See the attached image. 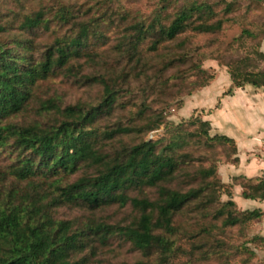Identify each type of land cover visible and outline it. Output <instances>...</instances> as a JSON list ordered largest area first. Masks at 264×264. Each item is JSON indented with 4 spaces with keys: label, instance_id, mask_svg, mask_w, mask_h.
Instances as JSON below:
<instances>
[{
    "label": "trees",
    "instance_id": "obj_1",
    "mask_svg": "<svg viewBox=\"0 0 264 264\" xmlns=\"http://www.w3.org/2000/svg\"><path fill=\"white\" fill-rule=\"evenodd\" d=\"M226 10L229 12L231 6ZM207 14H212L211 7L198 3L183 7L167 22H147L122 14L124 33L101 54L93 51L91 43L97 42L99 34L103 37L98 31L103 22L100 18L83 19L69 9H62L51 19L36 12L24 16L13 33L0 22V264H80L72 262L74 255L93 254L98 245H105L116 235L141 253L143 260L136 264H156L151 262L154 254L162 263L168 262L174 252L171 237L179 232L175 217L191 206L205 209L215 201L209 196L210 189L214 184L223 185L210 182L216 178V168L188 174L191 180L199 181L198 185L186 180L183 185L187 175L181 173L182 166L185 159H192L190 154H176L186 142L188 134L184 131L171 141L143 140L115 146L117 136L149 133L161 126V118L147 115L146 100L138 111L140 120L145 121L143 129L133 126V121L131 125L106 127L100 134L94 126L114 110L118 95L128 93L133 82H141L151 92L160 85L167 88L172 81L184 88L195 71L203 72L201 64L190 67L191 75L189 68H183L189 59L184 53L189 45L184 32L191 29L198 34L218 35L230 22L223 18L211 21ZM55 21L60 28L68 27L66 31L49 44L38 43L35 35L49 30ZM245 36L252 38L253 34L246 29ZM263 40L264 35L257 47L261 48ZM108 58L113 63L109 69L104 67L103 73H84L85 66L97 61L108 63ZM217 60L228 68L235 88H264V71L258 69L264 61L261 50L236 56H227L226 51ZM169 71L174 73L167 75ZM58 75L82 86H102V102L87 107L82 103L62 106L54 97L37 100L34 92L38 82ZM211 79L189 84L205 87ZM32 110L44 119L25 120ZM21 117L25 119L17 121ZM199 123L195 134L205 137L207 144H234L224 135L211 137L210 124ZM234 155L232 163L237 165V151ZM71 176L76 179L64 181ZM252 180L246 179L249 183ZM9 181L12 187L7 186ZM249 183L241 184L242 196L264 200V179L256 185ZM147 189L156 190L154 199ZM71 205L90 211L130 205L138 215L132 223L114 226L53 216L54 209ZM227 205L237 209L234 201ZM240 215L228 214L225 225L248 223L263 213L241 211Z\"/></svg>",
    "mask_w": 264,
    "mask_h": 264
},
{
    "label": "rangeland",
    "instance_id": "obj_2",
    "mask_svg": "<svg viewBox=\"0 0 264 264\" xmlns=\"http://www.w3.org/2000/svg\"><path fill=\"white\" fill-rule=\"evenodd\" d=\"M193 3L206 4L211 7L212 14H207L211 21L219 18L230 21L218 35L198 34L191 29H187L183 34V38L189 42L184 51L189 59L183 68H189L187 72L191 75L193 72H190V67L196 63L201 64L203 71L198 73L195 71L188 82L199 83L212 77L208 85L195 87L196 84L188 83L183 88L182 85L179 86L178 82L172 81L167 88L160 85L157 87L158 89L151 92L141 82H133L128 88V93H124L122 96L121 92L118 95L114 110L102 118L94 128L103 134L106 127H112L118 123L131 125L135 121L132 125L143 129L142 125L145 124V121L140 120L138 111L141 110V103L146 100L149 106L147 115L161 118L163 121L161 126L149 133L117 136L113 142L115 146L143 140L171 141L173 136L177 137L180 132L184 131L188 134L186 142L181 145V148L176 149V154H190L192 159H185L186 164L182 166L181 173L184 176L187 175L182 180L183 185L187 184L185 180L193 181L188 174L199 169L215 167L217 170L215 180H210V182H221L223 185H212L209 196L212 195L211 198H214L215 201L205 209H196V206H191L178 214L175 217V225L179 228V232L171 237L174 242L173 255L168 262L162 263L161 258L154 254L151 257L152 263L264 264V241L259 240L260 237L264 238V214L261 218L248 223L240 222L232 226H226L224 223L228 214L232 213L235 217H240L241 211H248L238 207L235 195L238 189H241L242 194L241 184L249 182L246 181L248 179L246 177H232L228 170L231 166L238 165L232 163L236 157L235 151L238 156L236 142L228 136V134H235L234 128L228 126L227 129V127L223 128V125H217V119L221 117V112L218 114V109L221 106L226 109L240 106L241 96L236 94L237 91L248 93L257 91L256 89H263L252 85L235 88L228 68L224 66V62L217 59L219 55L226 54V51L227 56L231 54L236 56L238 54L252 55L255 49L261 50L257 45L264 35V0H0V22L7 24L13 33L17 31L24 16L36 12H43L45 17L51 19L56 18L55 16L62 9H69L72 15L80 16L83 19L100 18L103 22L99 24L98 31L103 33V37H100L99 34L97 42L95 43L93 40L91 43L93 51L101 54L124 33L120 15L128 13L142 21L149 22L152 19H159L167 22L172 20L180 9ZM228 6H231L229 12L226 10ZM193 20L195 24H198L197 16ZM60 27L58 21L52 22L49 30L44 33L38 32L35 35L36 41L42 44L53 42L68 28ZM246 29L251 31L252 38L243 37V31ZM240 39L242 40L240 41ZM3 41H8V38H4ZM212 57L216 59H212ZM107 60L108 63L97 61L85 66L84 73L97 74L102 72L104 67L109 69V64L113 63V59L108 58ZM258 69L264 71V61L259 63ZM173 73L174 71H169L167 75ZM37 85L34 92L37 100L43 101L54 97L60 104L62 103V106L82 103L87 107H95L103 99L102 86H82L62 75L39 81ZM124 87L127 88L125 85ZM189 88L193 89L190 94H188ZM122 103L125 108H122ZM239 112L242 113V111ZM43 117L35 114V111L32 110L25 116L26 119L21 117L17 121L23 119L42 120ZM200 120L210 124L211 137L224 135L234 140V144H207L205 137L200 138L195 134L200 130ZM212 121L216 124L215 126ZM237 178L240 179L236 180ZM69 179L73 181L76 177H67L64 181ZM259 180H252L249 184L256 185ZM193 182L192 184L197 186L199 181ZM21 185L24 183H19V186ZM7 186H11L10 181ZM146 193L151 199L156 197L155 189H147ZM138 194L140 192L134 193V195ZM229 201H234L237 209L234 206H228ZM52 214L60 220L94 221L113 226L132 223L138 215L130 205L124 208L114 205L98 211L71 205L54 209ZM89 252L74 255L72 262L80 264H136L143 260L141 253L118 235L111 237L105 245H98L93 254Z\"/></svg>",
    "mask_w": 264,
    "mask_h": 264
},
{
    "label": "crops",
    "instance_id": "obj_3",
    "mask_svg": "<svg viewBox=\"0 0 264 264\" xmlns=\"http://www.w3.org/2000/svg\"><path fill=\"white\" fill-rule=\"evenodd\" d=\"M261 51L264 53V40ZM256 90L248 93L237 91L236 94L241 96L239 107L226 109L221 106L218 109L221 117L216 118L217 125L227 129L231 126L235 132L228 134L236 142L239 158L238 165L228 169L232 177L264 179V88ZM235 202L243 210H259L264 214V200L245 199L241 189L236 191Z\"/></svg>",
    "mask_w": 264,
    "mask_h": 264
}]
</instances>
